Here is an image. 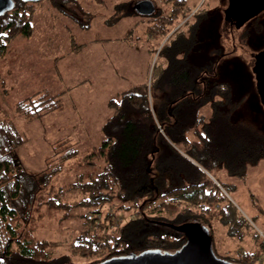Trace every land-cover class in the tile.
<instances>
[{
	"label": "rangeland",
	"instance_id": "1",
	"mask_svg": "<svg viewBox=\"0 0 264 264\" xmlns=\"http://www.w3.org/2000/svg\"><path fill=\"white\" fill-rule=\"evenodd\" d=\"M137 1L36 2L30 34L16 36L0 54V114L23 139L15 148L23 170L21 194L14 202L18 225H31L36 238L64 241L49 251L52 257L69 253L71 237L84 221L78 214L89 209H48L47 203L74 205L82 195L71 192L70 184L81 174L101 171L103 160L95 152L104 139L102 125L111 113L108 99H116L119 92L145 83L150 98V82L153 85L164 68L188 65L195 75L201 70L213 72L206 84H227L229 118L264 134V103L254 59L256 55L264 59V17L242 28L230 27L226 21L224 24L221 10L228 6L227 0L223 4L219 0H186V17L192 18L166 42L152 32L159 27L158 21H138L136 25L126 17ZM153 2L158 13L167 7L162 0ZM134 17L149 19L139 13ZM127 29L130 33L125 35ZM195 31L196 41L190 43ZM41 96H51L54 107L49 112L34 118L27 116L28 108L23 114L16 110L19 101ZM210 175L227 188L224 196L241 216L246 236L257 232L263 239L264 160L248 164L242 177L231 176L224 169H214ZM221 230L218 224L221 256L252 249L248 237L243 242L227 240ZM92 263L93 259L82 257L69 262Z\"/></svg>",
	"mask_w": 264,
	"mask_h": 264
},
{
	"label": "trees",
	"instance_id": "2",
	"mask_svg": "<svg viewBox=\"0 0 264 264\" xmlns=\"http://www.w3.org/2000/svg\"><path fill=\"white\" fill-rule=\"evenodd\" d=\"M185 1L164 0L183 19ZM35 5L13 0L11 10L0 15V54L16 36L30 34ZM159 75L153 85L150 82L151 99L145 83L108 99L111 113L95 152L103 160L102 169L79 175L68 188L80 193L81 199L74 205L47 203L48 209H89L78 214L84 221L71 237L69 253L57 257L49 251L64 241L36 238L31 225H18L14 202L21 194L23 170L15 148L23 139L0 114V264H69L73 257L98 264L148 249L171 251L185 241L175 228L183 223L206 225L216 255L237 263L264 264V238L257 232L246 236L241 216L224 196L227 188L210 175L214 169H224L231 176H244L248 164L264 160V134L229 118L227 84H214L203 92L188 65L164 68ZM42 97L19 101L16 110L23 114L28 108L27 116L38 118L54 107L51 96ZM218 224L227 240L243 242L248 237L252 249L221 256ZM260 256L262 262L257 263Z\"/></svg>",
	"mask_w": 264,
	"mask_h": 264
},
{
	"label": "water",
	"instance_id": "3",
	"mask_svg": "<svg viewBox=\"0 0 264 264\" xmlns=\"http://www.w3.org/2000/svg\"><path fill=\"white\" fill-rule=\"evenodd\" d=\"M24 1L36 3L42 0ZM228 3V8L225 10L226 18L231 13L236 12L238 16L234 25L237 28L242 27L246 21L252 18L253 13L257 14L264 10V0H228ZM12 7L13 0H0V15L11 10ZM134 7L135 11L142 15H149L155 9L152 0H139ZM258 82L261 91L264 89V69L259 75ZM261 98L264 103L263 96ZM212 182L215 184V180L212 179ZM175 228L183 232L186 237L178 249L171 251L160 248L148 249L137 253L114 256L98 264H243L216 255L211 242V235L206 226L200 223H183Z\"/></svg>",
	"mask_w": 264,
	"mask_h": 264
},
{
	"label": "flooded vegetation",
	"instance_id": "4",
	"mask_svg": "<svg viewBox=\"0 0 264 264\" xmlns=\"http://www.w3.org/2000/svg\"><path fill=\"white\" fill-rule=\"evenodd\" d=\"M219 2L221 3V4H223L222 2H224V0H219ZM227 3H228V0H227ZM229 4V3H228ZM228 8V6H226V7H222V12H223V14H224V24H225V21L227 22V25L228 26H230L231 27V25H233V26H235L236 27V25H234L235 23H234V21H235V19H237V16H238V14L235 12H233V13H231L227 18H226V14H225V10ZM184 10H186V9H184ZM198 10V9H197ZM197 10L195 11L196 13H198L197 12ZM250 10H251V8H250ZM157 16H156V15ZM195 14V13H194ZM151 17H150V16ZM148 15V17H149V19H147L149 22H150V20H154L155 18H158V24H159V29H161L160 31L162 32V31H166L164 34H163V38L165 37L166 38V42L167 41H170L172 38H173V36L177 33V32H179V30L181 29V27H183L184 25H185V22H186V19H187V17H186V19H182V20H180V14H172V15H165V13L164 12H157L156 11V8L154 9V11L152 12V13H150ZM253 17L252 18H250L248 21H246L243 25H242V27L243 26H245V24L247 23V22H249V21H253V19H255V18H259V17H264V10L263 11H260V12H258L257 14L256 13H253V15H252ZM242 27H240V28H242ZM196 31L194 32V33H192V35L190 34V36H191V39H192V41L190 42V43H193V41H196ZM254 59H256V62H255V67H256V72L255 73H257V75H261V73L263 72V69H264V59L262 58V56H260V55H256V57L254 58ZM199 74L198 75H195V78H197V80H196V83L199 85L198 86V89H200V90H203V92L204 91H206V88L207 89H210L211 87H213V85H210V87H208V85L206 84V82L210 79V77L212 76V74H213V72H210V73H208L207 71H200V72H198ZM263 88H264V84H263ZM259 93H260V95L261 96H263V98H264V89H262L261 91H260V89H259Z\"/></svg>",
	"mask_w": 264,
	"mask_h": 264
},
{
	"label": "crops",
	"instance_id": "5",
	"mask_svg": "<svg viewBox=\"0 0 264 264\" xmlns=\"http://www.w3.org/2000/svg\"><path fill=\"white\" fill-rule=\"evenodd\" d=\"M153 1V0H152ZM163 1V4H165L167 7L165 8H162L161 10H159V12H164L165 13V15H172V14H175L174 12H173V9H171V6L169 5V4H167V3H165L164 2V0H162ZM77 3V2H76ZM154 3V2H153ZM79 3H77V6H79L78 5ZM154 6H155V3H154ZM156 7V6H155ZM187 8V7H186ZM187 11V10H186ZM136 14H138L135 10H133V12H132V14L130 15V16H127L126 15V17L127 18H129V19H131L133 22H135L134 24H136L137 25V23H138V21H142V22H145V23H152V22H154L153 21V19L152 20H150V22L146 19H139V17L137 18V17H134V15H136ZM125 17V18H126ZM191 18L192 17H187V19L186 18H184V19H186V21H187V23H189V21L191 20ZM181 20V19H180ZM137 21V22H136ZM186 23V22H185ZM156 30H158V31H156ZM161 29H159V27H155L154 28V30H152V32L154 33V34H156V33H158L162 38H163V34H161V31H160ZM130 33V30L129 29H127V32H126V34L125 35H127V34H129ZM121 92H123V91H121ZM120 93V92H119Z\"/></svg>",
	"mask_w": 264,
	"mask_h": 264
},
{
	"label": "built area",
	"instance_id": "6",
	"mask_svg": "<svg viewBox=\"0 0 264 264\" xmlns=\"http://www.w3.org/2000/svg\"><path fill=\"white\" fill-rule=\"evenodd\" d=\"M158 131L162 132V129L160 126H158ZM215 180V179H214ZM215 184L219 187V185L217 184L216 180H215Z\"/></svg>",
	"mask_w": 264,
	"mask_h": 264
}]
</instances>
